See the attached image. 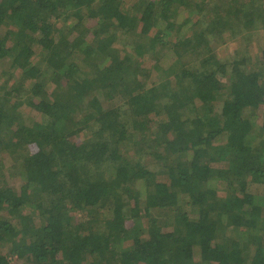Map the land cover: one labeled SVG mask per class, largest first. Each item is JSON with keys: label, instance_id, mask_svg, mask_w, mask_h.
Here are the masks:
<instances>
[{"label": "trees", "instance_id": "trees-1", "mask_svg": "<svg viewBox=\"0 0 264 264\" xmlns=\"http://www.w3.org/2000/svg\"><path fill=\"white\" fill-rule=\"evenodd\" d=\"M238 1L0 0V264H264V0Z\"/></svg>", "mask_w": 264, "mask_h": 264}, {"label": "rangeland", "instance_id": "rangeland-1", "mask_svg": "<svg viewBox=\"0 0 264 264\" xmlns=\"http://www.w3.org/2000/svg\"><path fill=\"white\" fill-rule=\"evenodd\" d=\"M239 4L243 3L244 4V9L245 10H250L251 9V5L249 4V1H243V0H239L238 1ZM224 7L222 8H216L215 6L211 5L209 7H207L206 9H202V12H203V18H204V26H205V29H207V26H208V23L214 19V17L216 16H221L222 14L221 13H225L226 9H223ZM225 8H228L232 14L233 12V7H225ZM234 21L232 20L231 17L228 18V20L226 21V23L221 27V28H215L211 26V28L209 29V33L207 34L209 36V38H215L216 36L219 37L220 40H228V42H231L234 38H236L235 36L240 33L241 29L240 27L236 26L235 28L236 31H233V27L231 26V24L233 23ZM263 27V25H261ZM204 29V27H203ZM237 33V34H236ZM227 42V43H228ZM83 67H86L82 64ZM6 67V63L4 62H1L0 61V84L3 82V77L1 76V73L3 71V69ZM88 68V67H87ZM144 75H141L139 76V80L141 81H147L148 83L151 82V81H154V79L156 78V72L154 71H148V72H145L143 73ZM63 85H65V83H63ZM67 86V85H66ZM64 86V87H66ZM118 105L117 103L115 104V106ZM259 122L260 124L264 122V115L261 116L259 118ZM216 146L214 147H217L218 145L215 144ZM113 170V169H112ZM112 170H107V174H111ZM11 181V178L9 179ZM166 212H163V214H165Z\"/></svg>", "mask_w": 264, "mask_h": 264}]
</instances>
